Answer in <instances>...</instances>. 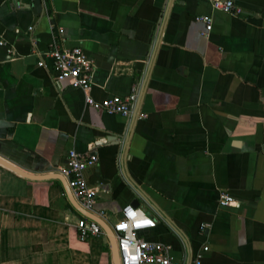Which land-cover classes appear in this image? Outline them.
<instances>
[{
    "label": "crops",
    "instance_id": "obj_1",
    "mask_svg": "<svg viewBox=\"0 0 264 264\" xmlns=\"http://www.w3.org/2000/svg\"><path fill=\"white\" fill-rule=\"evenodd\" d=\"M235 3L243 15L204 0H0V157L47 176L72 150L95 154L102 225L132 205L156 223L141 237L179 263L208 247L202 264H264V0ZM55 47L94 59L95 100L136 89L131 115L58 86ZM83 216L61 180L0 164V264H115L109 236L79 239Z\"/></svg>",
    "mask_w": 264,
    "mask_h": 264
},
{
    "label": "built area",
    "instance_id": "obj_2",
    "mask_svg": "<svg viewBox=\"0 0 264 264\" xmlns=\"http://www.w3.org/2000/svg\"><path fill=\"white\" fill-rule=\"evenodd\" d=\"M48 2L50 0H42ZM211 3L215 10L225 12L233 16H241L244 11L238 7L235 0H204ZM198 22L206 24L202 36H208L212 30V19L198 17ZM32 28H30V31ZM0 42V46H4ZM46 55L52 60L58 86L68 81L70 86L84 93L85 103L88 107L103 111L109 115H121L129 117L132 113V105L137 100L136 89L125 97H112L103 101H97L91 94L93 86V73L95 62L81 47L60 49L55 47ZM40 67L44 63H39ZM144 117V116H142ZM68 164L59 168L58 173L63 176L71 190L73 198L80 207L94 214L97 218L104 219L107 213L104 210L95 211L99 190L89 184L86 172L96 166L98 157L95 154L80 153L72 150L68 154ZM219 206L237 207L238 202L229 194L221 193ZM79 239L89 242L108 236L106 230L96 220L83 216L76 222ZM156 227V223L150 219L141 209L132 205L126 206L120 219L111 227L117 241L120 264H182L172 254V247L159 242H151L141 237L143 232ZM209 250L204 247L202 252L193 256L189 264H202L203 253Z\"/></svg>",
    "mask_w": 264,
    "mask_h": 264
},
{
    "label": "water",
    "instance_id": "obj_3",
    "mask_svg": "<svg viewBox=\"0 0 264 264\" xmlns=\"http://www.w3.org/2000/svg\"><path fill=\"white\" fill-rule=\"evenodd\" d=\"M0 164L9 168L10 170H13L14 172L22 175V176H25L27 178H31V179H34V180H44V179H50V178H55V179H59L63 182V184L65 185L66 187V190H67V193H68V196L72 202V204L75 206V208L81 212L84 216H87V217H90L94 220H96L101 226H103V228L106 230L109 238H110V241H111V245H112V251H113V257H114V263L115 264H120V260H119V253H118V249H117V241H116V238L114 236V233H113V230L110 226H104L102 225L101 221L96 218V217H93L91 214H89L88 212H86L85 210H83L80 205L76 202V200L73 198L72 196V193H71V190L67 184V181L66 179L59 175V174H50V175H47V176H36V175H31V174H28L24 171H22L21 169H19L18 167L14 166L13 164L9 163L8 161L4 160L2 157H0Z\"/></svg>",
    "mask_w": 264,
    "mask_h": 264
}]
</instances>
